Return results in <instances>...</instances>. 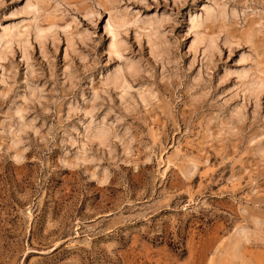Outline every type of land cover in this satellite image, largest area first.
<instances>
[{"label":"rangeland","instance_id":"obj_1","mask_svg":"<svg viewBox=\"0 0 264 264\" xmlns=\"http://www.w3.org/2000/svg\"><path fill=\"white\" fill-rule=\"evenodd\" d=\"M11 32L0 264H264V0H0Z\"/></svg>","mask_w":264,"mask_h":264},{"label":"bare ground","instance_id":"obj_2","mask_svg":"<svg viewBox=\"0 0 264 264\" xmlns=\"http://www.w3.org/2000/svg\"><path fill=\"white\" fill-rule=\"evenodd\" d=\"M28 4V3H27ZM36 4V3H35ZM206 5V4H205ZM213 7V6H212ZM27 8V7H26ZM29 9V8H28ZM30 9H32V8H30ZM33 10V9H32ZM38 10V9H37ZM203 10V9H202ZM201 10V11H202ZM205 11V10H204ZM37 12V11H36ZM206 12V11H205ZM213 12V11H212ZM215 12V11H214ZM34 13V12H33ZM204 13V12H203ZM37 14V13H36ZM33 15V14H32ZM208 15V14H207ZM219 15V14H218ZM222 15V14H221ZM34 16V15H33ZM189 19H190V17H189ZM124 20V19H123ZM122 19L120 20V21H118V23H116L115 21H113V19H107V21L105 22V27H104V29L106 28L107 29V31H108V33L109 34H111V36H110V43H109V46L110 47H112L111 48V50L113 49L114 51H111V52H113L114 54H117L116 56H119L120 58H121V51L124 49L123 48V44H122V42H120L118 39H117V35H118V28L120 27V26H123L125 23H126V21H123ZM136 24V23H135ZM148 26V25H147ZM190 26V25H189ZM52 27V26H51ZM192 27V26H191ZM23 28V27H22ZM147 28V27H146ZM150 28V27H149ZM49 29V28H48ZM56 29V28H55ZM144 29V28H143ZM8 30V29H7ZM6 30V31H7ZM50 30V29H49ZM153 30V29H152ZM43 30H39V29H37L36 28V31H35V37H36V39L37 38H42L43 37V35H42V33H44V32H42ZM5 32V31H4ZM45 32L48 34V32H47V30H45ZM152 32V31H151ZM14 33V32H13ZM155 31H153V33H151L152 35L151 36H154L155 37ZM20 35V34H19ZM17 33L16 34H12V32L11 33H9V34H6V33H3V35L2 36H0V48L1 47H3V49H8L9 48V45H10V43L12 42V41H15L16 39L15 38H18V36H19ZM23 35V34H22ZM46 35V34H45ZM146 36H148L149 38L151 37L150 36V34H146ZM34 37V38H35ZM153 37V38H154ZM19 38H21L20 36H19ZM161 38V37H160ZM152 39V38H151ZM156 39V38H155ZM159 39V38H158ZM44 40V39H43ZM151 41V40H150ZM154 41V40H153ZM197 41V40H196ZM199 41V40H198ZM201 41V40H200ZM16 42H18V43H21L20 45H22L21 46V48H22V50L24 51L23 52V54H26V52H27V48H26V44H27V39L25 38V39H17L16 40ZM41 42V41H40ZM149 42V41H148ZM211 40L209 41V43H208V45H207V47H206V49H207V51H211L213 48H214V46L212 45L213 43L211 42ZM155 43V42H154ZM161 43V42H160ZM159 43V44H160ZM156 44V43H155ZM164 44V43H163ZM157 45V44H156ZM150 46V45H149ZM152 47H153V45H152ZM155 47V46H154ZM164 47V46H163ZM155 48H159V46L157 45V47H155ZM152 49V48H151ZM154 49V48H153ZM152 49V50H153ZM160 49H161V47H160ZM4 51H1L0 50V55H2V53H3ZM7 52V51H6ZM161 52V51H160ZM163 52V51H162ZM206 52V51H205ZM24 56H26L27 57V55H24ZM132 64V63H131ZM127 66V65H126ZM125 66V67H126ZM131 67H130V65H129V67H128V69H130ZM130 71V70H129ZM121 72V71H120ZM114 73V72H113ZM115 73H117L116 71H115ZM128 73V72H127ZM112 76V75H111ZM120 76H121V74H120ZM110 80H111V83L113 82L114 84H118V86H119V84L121 83L122 84V82H124L123 81V79H121V77H119L118 75H113L112 77H110ZM253 80V79H252ZM106 81V80H105ZM122 81V82H121ZM254 81V80H253ZM261 82V81H260ZM108 83V82H107ZM106 83V84H107ZM254 83V82H253ZM247 84V83H246ZM113 85V84H112ZM247 86V85H246ZM250 86V85H249ZM256 86V85H255ZM259 86V85H258ZM261 86V85H260ZM121 87V86H120ZM125 87L126 88H128L126 85H125ZM250 88H252L253 89V91H257L258 89H256L255 87H253V85L251 84V87ZM255 93V92H254ZM252 94V93H251ZM98 132V131H97ZM99 133V132H98ZM101 133V132H100ZM102 136V135H101ZM99 137V136H98ZM98 137L97 136H95V138H97L98 139ZM101 138H103V137H101ZM100 138V139H101Z\"/></svg>","mask_w":264,"mask_h":264}]
</instances>
